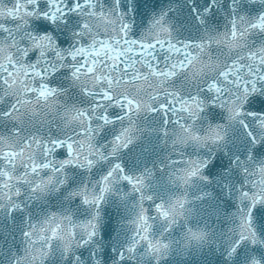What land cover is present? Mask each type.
Segmentation results:
<instances>
[{
    "label": "snow or ice",
    "instance_id": "obj_1",
    "mask_svg": "<svg viewBox=\"0 0 264 264\" xmlns=\"http://www.w3.org/2000/svg\"><path fill=\"white\" fill-rule=\"evenodd\" d=\"M215 4L205 0L202 10L193 0L198 24H206ZM239 7L233 0L224 31L206 27L192 43L176 39L165 11L133 38L122 0H0V211L24 212L26 201L60 192L76 176L102 172L87 182L81 178L68 194L85 206L84 218L79 206L29 218L23 252L12 264H48L54 257L55 264H110L98 238L100 207L117 193L131 208V234L115 259L126 264V256H139L161 264L173 249L167 234L186 216L188 201L183 193L173 195L153 203L151 215L145 203L154 201L152 172L128 174L120 161L122 150L141 141V114L163 117L164 136L180 157L171 161L177 188L207 181L203 172L212 153L227 147L230 131L241 132L249 151L245 160L232 161L246 179L237 189L230 252L257 243L254 214L264 217V159H255L264 152V0L254 17L237 14ZM64 80L78 90L79 104L61 103ZM109 134L110 142L102 143ZM187 147L203 154L184 158ZM121 182L130 193L120 192ZM185 239L203 243L206 233L188 228ZM241 256L237 264H264V255Z\"/></svg>",
    "mask_w": 264,
    "mask_h": 264
},
{
    "label": "water",
    "instance_id": "obj_2",
    "mask_svg": "<svg viewBox=\"0 0 264 264\" xmlns=\"http://www.w3.org/2000/svg\"><path fill=\"white\" fill-rule=\"evenodd\" d=\"M2 2L11 3V0H2ZM122 2L126 5L127 21L131 26L130 35L133 38H138L147 29L153 16L165 9L170 15L168 19L172 23L176 39L182 42L199 43L206 27L224 31L233 16V0H216L213 11L205 13V25L198 24L191 12L193 0H122ZM260 2L261 0H257V6H254L249 0H237L240 4L237 14L254 17L258 14V10L255 9ZM196 3L203 10L205 0H196ZM147 13L153 16L148 17ZM254 39H259V37H254ZM215 47L213 45V48ZM52 86L59 88L61 84L53 83ZM63 88L65 95L61 97V103H80L78 90H74L70 81L64 80ZM246 110L253 109L246 106ZM219 111L218 108L215 109V112ZM209 122L223 123L224 121L221 117L215 119L209 117ZM139 123L144 129L141 141L122 150L120 161L128 174H140L145 169L152 172L148 193L153 195L154 201L145 203V206L150 209V214L155 215L151 211L153 203L167 200L173 195L183 193L188 201L186 216L167 234V238L174 241L173 249L161 260V264H237L238 258H242L241 254L245 252L253 258L260 259L264 255V217L258 214H254L253 221L257 230V243L253 245L245 242L237 249L236 254L230 252L234 240L231 230L234 227L233 219L238 207L237 189L246 179L242 170L236 168L232 161L237 156L242 161L245 160L249 151L247 141L241 132L239 130L230 131L227 147L212 153V157L208 160L209 166L203 172V175L208 177L207 181L197 180L187 186L181 185L177 188L170 178L171 171H174L171 161L178 160L180 157L176 154L177 150L173 148L171 141L164 136L163 117L155 114H141ZM167 127L171 130L170 124ZM52 131H55V125L52 126ZM110 140L111 135L109 134L108 140L101 142L107 143ZM197 152L203 154V150L187 147L184 158L188 156L195 158ZM255 159H264V152L257 155ZM104 167L106 169L107 165ZM101 174L102 172L98 169L94 170L91 175L76 176L75 182L66 185L62 191L49 194L40 201H26L27 208L24 212L9 215L0 211V264H12L14 258L22 254V231L26 228L29 218L35 222L45 213L56 212L61 208H71L75 211L78 206L81 209V218H84L85 206L78 198L69 200L68 194L79 186L81 178L87 182L98 178ZM73 175L70 173V176ZM119 188L121 193L131 191L126 182H121ZM119 195L120 193L109 196L100 207L98 238L112 258L110 264H119V261L115 259L116 254L126 246L131 234L128 227L131 208L125 206L119 199ZM134 200L133 195L128 202L129 205ZM258 207L261 206L258 205ZM154 227L159 230L160 222H157ZM188 228L206 233L204 242L187 243L185 237ZM97 250L100 251V249ZM56 259L58 257L49 259L48 264H55ZM125 260L126 264H149L147 259L141 261L139 256L133 258L126 256ZM60 264H65V262L61 261Z\"/></svg>",
    "mask_w": 264,
    "mask_h": 264
}]
</instances>
